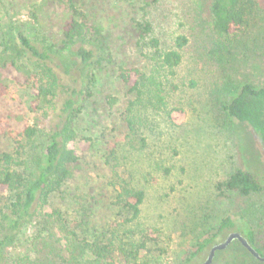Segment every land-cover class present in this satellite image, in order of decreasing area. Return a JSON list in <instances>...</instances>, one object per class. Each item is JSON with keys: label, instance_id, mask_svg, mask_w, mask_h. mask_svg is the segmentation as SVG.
I'll list each match as a JSON object with an SVG mask.
<instances>
[{"label": "rangeland", "instance_id": "374dc122", "mask_svg": "<svg viewBox=\"0 0 264 264\" xmlns=\"http://www.w3.org/2000/svg\"><path fill=\"white\" fill-rule=\"evenodd\" d=\"M34 2L0 0V38L20 29L38 43L56 41L63 19L61 7L50 5L35 21L30 14ZM85 2V10L104 35V60L94 68L91 93L75 120V132L83 139L70 142L82 156V169L67 183L64 193L50 199L48 212L57 208L69 222L83 221L80 231L92 235L95 229L115 224L124 216L115 196L121 190L120 183L130 180L132 172V184L146 193L135 223L148 229L145 234L149 239L136 264H184L187 251L195 249L206 233L227 217L235 222L230 231L250 226L261 236L264 149L256 132L247 123L229 117L222 105L238 92L241 83L264 82V12L254 10L248 28L224 36L212 26L210 0H161L147 10L142 9V0ZM143 16L152 21L153 35L165 48L173 47L179 35L188 38L174 79L178 89L172 96L187 116L181 127L168 129L171 134L161 147L136 152L125 142L122 114L129 95L119 80L118 67L144 66L138 51L140 37L133 29L134 22ZM7 75L9 88L0 96V111L28 112L31 86L17 71ZM52 100L46 108L48 122L50 113L55 115L60 96ZM34 116L29 113L30 120ZM12 145L0 136V150H9ZM238 169L253 172L263 190L243 195L227 188L223 183ZM39 205L40 201L36 207ZM83 208L91 212L88 222L82 217ZM42 220L34 218L17 237H8L0 264L29 262L28 254H35L31 236ZM51 230L53 237L55 230L61 237L59 227ZM224 239L218 237L216 242ZM56 245L61 247L58 242ZM207 254L191 264H201Z\"/></svg>", "mask_w": 264, "mask_h": 264}, {"label": "trees", "instance_id": "16d2710c", "mask_svg": "<svg viewBox=\"0 0 264 264\" xmlns=\"http://www.w3.org/2000/svg\"><path fill=\"white\" fill-rule=\"evenodd\" d=\"M160 1L142 0V9ZM33 5L30 14L35 21L50 5L61 7L63 19L53 44L38 43L20 29L0 38V96L8 92L7 73L12 70L21 73L33 90L28 112L0 111V136L13 144L9 150H0V235H4L0 257L8 237H17L34 218L41 217L39 228L31 236L35 254H28L26 264H136L149 239L145 234L148 229L135 223L146 193L132 184V172L130 180L120 183L121 190L115 196L124 216L115 224L95 229L92 235L80 231L83 221L73 224L60 209H46L50 199L64 193V187L82 169V156L70 142L83 139L75 132V120L91 93L94 68L104 60L101 50L106 42L100 25L85 10V0H35ZM209 9L214 30L234 36L248 28L254 10L264 12V0H210ZM133 29L140 37L138 51L144 66L122 65L118 77L129 95L122 114L127 129L125 142L131 150L142 152L161 147L171 134L168 129L181 127L186 120L185 108L176 105L172 96L178 89L174 79L188 38L179 35L173 47H163L146 16L136 20ZM58 95L57 110L53 117L50 113L48 122L46 108ZM222 106L229 117L247 123L256 132L264 149V82L241 83L238 92ZM29 113L35 115L32 120ZM223 184L243 195L263 190L262 182L245 169L236 170ZM82 217L88 222V208H83ZM233 226L230 217L224 218L195 249L187 251L184 264L204 257L209 246L218 237H226ZM52 227H59L62 239L56 236L57 230L53 237ZM240 230L263 255L264 230L261 236L250 226ZM229 249L228 253L221 251L214 264H262L253 260L238 241Z\"/></svg>", "mask_w": 264, "mask_h": 264}, {"label": "water", "instance_id": "95a60500", "mask_svg": "<svg viewBox=\"0 0 264 264\" xmlns=\"http://www.w3.org/2000/svg\"><path fill=\"white\" fill-rule=\"evenodd\" d=\"M234 239H239L242 244L248 248V250L256 257H258L260 260L264 261V256H261L259 252L249 243V241L239 232V231H232L228 233L226 238L221 241L214 244V246L211 248L207 258L201 263V264H211L214 256L216 254L217 250H223L225 249Z\"/></svg>", "mask_w": 264, "mask_h": 264}, {"label": "flooded vegetation", "instance_id": "af4514ba", "mask_svg": "<svg viewBox=\"0 0 264 264\" xmlns=\"http://www.w3.org/2000/svg\"><path fill=\"white\" fill-rule=\"evenodd\" d=\"M232 231H239L245 238H246V236L241 232V230H232ZM232 231H230V232H232ZM229 232V233H230ZM228 235V234H227ZM226 238V237H225ZM247 239V238H246ZM248 240V239H247ZM234 241H238L239 243H241L242 244V242L239 240V239H234L232 242H234ZM231 242V243H232ZM217 242H215V243H213V244H211L210 246H209V248H208V254H209V252H210V250H211V248L214 246V244H216ZM230 243V244H231ZM250 243V242H249ZM230 244L225 248V249H223V250H217L216 251V254H215V256H214V259H213V261H212V263L211 264H214L216 261H217V258H218V254L219 253H221V251L223 252H226V250H229V252L231 251L230 249H229V246H230ZM251 244V243H250ZM252 245V244H251ZM242 246H243V248L248 252V253H250V255L252 256V259L253 260H256L257 262H260V263H262V264H264V261H262V260H260L258 257H256V256H254L249 250H248V248L247 247H245L243 244H242ZM256 250H257V248H256V246H254V245H252ZM259 252V251H258ZM226 253H228V252H226ZM225 253V254H226ZM208 254H207V256H208ZM259 254L261 255V256H264V254L262 255L260 252H259ZM207 258V257H206ZM205 258V259H206ZM204 259V260H205ZM224 259H225V257H224ZM202 263V262H201Z\"/></svg>", "mask_w": 264, "mask_h": 264}]
</instances>
